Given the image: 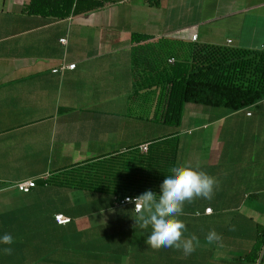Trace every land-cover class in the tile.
<instances>
[{
    "label": "crops",
    "instance_id": "0c3cea01",
    "mask_svg": "<svg viewBox=\"0 0 264 264\" xmlns=\"http://www.w3.org/2000/svg\"><path fill=\"white\" fill-rule=\"evenodd\" d=\"M28 2L0 0V236L14 241L0 244V264H264V100L237 112L184 106L175 167L217 181L211 200L185 202L178 217L184 237L199 240L190 255L148 246L152 229L135 226L133 205L48 182L175 132L156 121L158 90L135 77L137 48L259 50L264 0H104L62 19L31 15ZM135 34L150 40L134 43ZM26 180L36 187L14 188ZM56 214L70 223L57 225ZM211 230L218 243L207 242Z\"/></svg>",
    "mask_w": 264,
    "mask_h": 264
},
{
    "label": "trees",
    "instance_id": "16d2710c",
    "mask_svg": "<svg viewBox=\"0 0 264 264\" xmlns=\"http://www.w3.org/2000/svg\"><path fill=\"white\" fill-rule=\"evenodd\" d=\"M103 3L104 0H29L26 10L31 15L62 19L95 10ZM149 40L144 35L132 37L138 44ZM187 48L186 58L162 66H157L155 60L145 65L137 52L143 48L135 50V77L144 88L158 90L156 121L174 128L173 134L146 143V153H140L137 146L73 167L48 182L106 193L117 199L136 197L146 190L159 194L160 185L175 167L176 135L185 105L237 112L264 100V50L197 44H189Z\"/></svg>",
    "mask_w": 264,
    "mask_h": 264
},
{
    "label": "clouds",
    "instance_id": "9594fccd",
    "mask_svg": "<svg viewBox=\"0 0 264 264\" xmlns=\"http://www.w3.org/2000/svg\"><path fill=\"white\" fill-rule=\"evenodd\" d=\"M170 173L160 185L159 194L146 190L135 198L125 197L124 202L135 206V226L141 229L151 227L152 231L146 240L148 246L154 249L175 248L190 255L199 246V240L195 235L184 237L186 225L178 217L183 215L185 202L190 203L196 198L211 200L217 181L207 173L187 166L173 167ZM112 211L109 209V212ZM221 239L215 230L209 231L206 236L209 244L218 243ZM13 242L9 233L0 236V244L11 245ZM3 252L11 255L12 248L5 247Z\"/></svg>",
    "mask_w": 264,
    "mask_h": 264
},
{
    "label": "rangeland",
    "instance_id": "374dc122",
    "mask_svg": "<svg viewBox=\"0 0 264 264\" xmlns=\"http://www.w3.org/2000/svg\"><path fill=\"white\" fill-rule=\"evenodd\" d=\"M145 47V48H144ZM143 49L138 50V57L140 56V60H146L149 63L143 62L145 65H150V61H156V65L159 64H170L168 60L173 59V61L182 60L187 57L188 54V48L185 45L182 44H176V43H169L166 41H158L153 45L143 46ZM156 66V67H157ZM154 93V92H152ZM157 91H155V94ZM154 96V94H153ZM215 114L218 116L219 112H215ZM214 114V115H215Z\"/></svg>",
    "mask_w": 264,
    "mask_h": 264
},
{
    "label": "built area",
    "instance_id": "2783aa9c",
    "mask_svg": "<svg viewBox=\"0 0 264 264\" xmlns=\"http://www.w3.org/2000/svg\"><path fill=\"white\" fill-rule=\"evenodd\" d=\"M191 41H192V42H195V41H196V35H192V36H191ZM65 42H66L65 39H60V40H59V43H60V44H63V45H64ZM227 43L230 44V41H227ZM261 49L264 50V46L261 47ZM168 62H169L170 64H172L174 61H173V59H171V60H168ZM74 67H75V65H69V66H67V67H63V66H61L59 69H55L53 72L56 73V72H58L59 70H63V69H69V70H72V69H74ZM253 107H254V106H253ZM249 108H251V107H249ZM249 115H250V114H249ZM147 147H148L147 144H143V145H140V146L138 147V150H139L140 153H146V151H147ZM46 180H47V177H43V178H42V181H43L44 183L46 182ZM35 187H36V181H35V180L20 181V182H18V183H16V184L14 185V188H15L16 190H18L20 193H25V194L28 193V192H30V191H31L32 189H34ZM132 198H135V197H132ZM124 201H125V197H124L123 199H117L116 197L114 198V202H115V204H118V205L130 204V203H125ZM131 205H133V208L135 207L134 204H131ZM134 211H135V210H134ZM135 212H136V211H135ZM205 213H210V209H206V210H205ZM54 221H55V223H56L57 225H59V226H64V225H67V224L70 223V218L65 217V216L62 215V214H56V215H54Z\"/></svg>",
    "mask_w": 264,
    "mask_h": 264
}]
</instances>
